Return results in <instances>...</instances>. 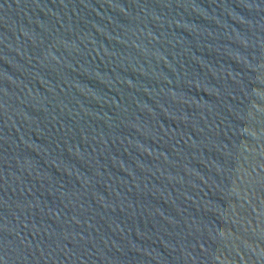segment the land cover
Here are the masks:
<instances>
[{"label":"water","instance_id":"obj_1","mask_svg":"<svg viewBox=\"0 0 264 264\" xmlns=\"http://www.w3.org/2000/svg\"><path fill=\"white\" fill-rule=\"evenodd\" d=\"M0 264H264V0H0Z\"/></svg>","mask_w":264,"mask_h":264}]
</instances>
